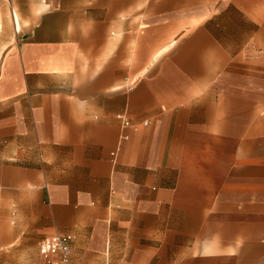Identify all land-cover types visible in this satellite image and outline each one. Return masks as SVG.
Listing matches in <instances>:
<instances>
[{
  "label": "crops",
  "instance_id": "1",
  "mask_svg": "<svg viewBox=\"0 0 264 264\" xmlns=\"http://www.w3.org/2000/svg\"><path fill=\"white\" fill-rule=\"evenodd\" d=\"M10 214L11 264H264V0H0Z\"/></svg>",
  "mask_w": 264,
  "mask_h": 264
},
{
  "label": "built area",
  "instance_id": "2",
  "mask_svg": "<svg viewBox=\"0 0 264 264\" xmlns=\"http://www.w3.org/2000/svg\"><path fill=\"white\" fill-rule=\"evenodd\" d=\"M121 120V116H117ZM129 124L124 122V126ZM125 137H122V139ZM116 152L111 153L112 158L116 157ZM73 237L70 235L56 236L52 239L44 240L40 245V254L43 258L44 264H55L57 260L60 264H71V245ZM56 258V259H55Z\"/></svg>",
  "mask_w": 264,
  "mask_h": 264
},
{
  "label": "rangeland",
  "instance_id": "3",
  "mask_svg": "<svg viewBox=\"0 0 264 264\" xmlns=\"http://www.w3.org/2000/svg\"><path fill=\"white\" fill-rule=\"evenodd\" d=\"M24 31H25L24 29H21V31L16 35H22ZM12 34H13L12 30H10V36ZM13 215L14 214H10L9 218L7 219H3L0 215V243L2 242V238H6V237L9 238L8 242L10 243H15L17 241L18 232H17V228L15 227V219ZM11 222H14L13 230H10V228H12ZM6 253H7V248L0 247V264H11L10 259H7ZM27 254L29 257L23 258L18 264H30L32 262V259L34 257V252L31 250Z\"/></svg>",
  "mask_w": 264,
  "mask_h": 264
}]
</instances>
